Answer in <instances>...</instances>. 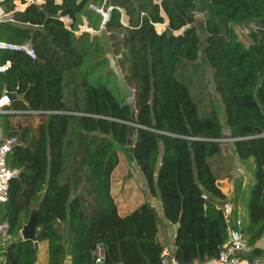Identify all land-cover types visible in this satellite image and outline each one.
Here are the masks:
<instances>
[{"label":"trees","instance_id":"trees-1","mask_svg":"<svg viewBox=\"0 0 264 264\" xmlns=\"http://www.w3.org/2000/svg\"><path fill=\"white\" fill-rule=\"evenodd\" d=\"M12 2L2 3L6 13ZM108 5L101 31V15L88 7L104 12ZM161 13L167 26L157 34ZM248 24L259 30L249 32L245 46L235 29ZM0 42L29 43L36 55L0 51V66L10 64L0 73V96L4 85L15 96L9 110L17 112L0 115V130L18 141L7 159L18 174L0 205L13 241L0 250V264H36L32 243L20 238L35 208L47 264H64L68 255L71 264H94L96 245L102 264H162L154 209L142 203L119 214L115 145L127 149L149 194H158L165 221L178 226L177 264H202L227 239L218 207L228 203L221 141L229 140L239 162L253 165L238 230L254 247L264 233V0H45L0 23ZM105 44L133 93L130 103L108 87ZM238 199L235 191L232 204ZM258 254L253 249L250 257Z\"/></svg>","mask_w":264,"mask_h":264},{"label":"built area","instance_id":"built-area-1","mask_svg":"<svg viewBox=\"0 0 264 264\" xmlns=\"http://www.w3.org/2000/svg\"><path fill=\"white\" fill-rule=\"evenodd\" d=\"M35 1L39 0H13V10L10 12H5L2 3L4 0H0V23L2 22H11L12 15L16 12H22L28 4L35 5ZM41 4L45 0H40ZM55 3H58L59 0H53ZM40 4V5H41ZM89 9L97 12L102 17V27L110 19L111 7L108 5L106 10L103 12L101 9L90 6ZM161 11V10H160ZM163 15V16H162ZM161 17H164V14L161 13ZM64 23V19H61ZM164 23V22H163ZM157 25L154 24V30L158 27H162L163 31L166 24ZM65 24V23H64ZM124 24V23H123ZM156 27V28H155ZM81 31H88L85 27L81 28ZM157 33V32H156ZM158 34V33H157ZM0 51L9 52V53H20L23 56L27 57L30 60H36V55L33 47L29 43L24 44H9L0 42ZM10 64L7 62L4 65L0 66V73H4ZM11 103L10 95L7 93L6 87L2 86V93L0 96V115L7 114H16L17 112L9 110ZM29 115H37L41 112L39 111H27ZM43 113V112H42ZM55 114V112H49ZM18 145L16 138L4 137L0 130V205L4 204L7 201V190L9 181L16 177L18 171L11 169L7 165L8 156H10L15 147ZM222 213V216L226 222V242L220 248L217 256L212 259H208L202 264H242V256L246 250V243L244 237L239 232V227L242 224L241 218L237 216L234 218L232 214V205L230 203H223L218 207ZM9 226L7 222L0 221V250H3L8 243H10V236L8 235ZM162 264H177L176 260L172 255L171 248H163L161 253ZM104 259V252L101 246L96 245L92 251V260L94 264H102ZM1 260V258H0ZM248 262L244 264H264V257H250Z\"/></svg>","mask_w":264,"mask_h":264},{"label":"crops","instance_id":"crops-1","mask_svg":"<svg viewBox=\"0 0 264 264\" xmlns=\"http://www.w3.org/2000/svg\"><path fill=\"white\" fill-rule=\"evenodd\" d=\"M199 16H201V15H199ZM162 18H163V22H164L163 24L167 25L166 17L165 18L162 17ZM157 25H161V24H157ZM65 26H66V24H65ZM66 28H68V26H66ZM236 29H235V31L239 33V34L236 33L237 35L243 34V31L241 29H239V28H236ZM155 30H157V28ZM157 33L159 34V32H157ZM105 46H106V44H105ZM105 46H104V55L107 59H109V62H110L111 54L106 52L107 48H105ZM108 68H109V63H108ZM209 86H210V76H209V81L207 78V91H208V94H209L214 106L216 108H219L220 107V100H219L218 96H216L213 92V90H214L213 85L211 88H209ZM222 133H223V135H227L228 130H225L223 128ZM221 142L223 143L222 154L228 157L229 163L227 166H229V168H230L229 177H227L226 179L221 181V184L223 186V191L226 193L227 198H228V203H230L231 205H232L231 200L233 199L234 192L237 191L239 194V199L237 201H234V200L233 201H234V203L236 202L239 205H241L242 201L244 202L245 199H247L246 193H245L247 187L252 185V183H253V178L251 176V168L253 167V165L250 166L251 162H249L248 165H242L239 162V160L235 154L233 146L231 144H229L230 143L229 140L224 139ZM218 162L224 163L225 161L219 159ZM223 165H226V162ZM136 178H137L136 180H138L137 184H138L139 194H133L134 192H132L131 196L135 197V200H136L135 202H137V203L135 205H133L134 206L133 208H130V205L123 200L124 198H122L123 201L119 200V210H118L119 214L129 213L132 210H134L135 208H137L142 203L149 204L154 209L156 217H157V234H156V237H157L158 242L163 246V248L169 247V248H171V251H173V242H174V236H175L174 226L167 223V221H165V219L163 218L161 204H160L158 194L156 193V196H154V197H152L149 194L145 180H142L140 178V172H139V174L137 172ZM126 184H128V183H125V186H124L125 189H127ZM245 207H246V205H245ZM128 208H130V209H128ZM263 235H264V233H263ZM261 237H260V239H261ZM257 241H256L254 247H250L246 244V250H245L243 256L241 257L242 258V264L248 262L247 260L250 258V255H251V252L253 249L259 251L258 257H264V244L259 246V242H257ZM38 247H39V245H38ZM39 254H40V248H39L38 255H37V263H38Z\"/></svg>","mask_w":264,"mask_h":264},{"label":"rangeland","instance_id":"rangeland-1","mask_svg":"<svg viewBox=\"0 0 264 264\" xmlns=\"http://www.w3.org/2000/svg\"><path fill=\"white\" fill-rule=\"evenodd\" d=\"M34 3H35V6H40L41 1L40 0L39 1H35ZM28 5H31V4H28ZM196 16H197L198 22H199V20H202L201 19L202 16H199V15H196ZM64 23L66 24V26H68L67 25L68 24V20L64 19ZM81 28H83V27H81ZM158 28L155 31L159 32V34H161L163 29L162 28L158 29ZM103 29H104V27H102V21H101L100 30L102 31ZM239 29H241L243 31V34H240V35H237V36H238L239 40L243 44H245L246 46L249 44V41L246 38L247 35L249 34V32L250 31H254V30H259V28L255 24H248L247 26L240 27ZM87 30L89 31V29H87ZM236 33L239 34L238 32H236ZM200 44L202 45V35L200 37ZM105 48H107V44H106ZM106 52H108L110 54L108 49H107ZM110 60L115 62V67L114 68L117 70V72H119V69H118V67L116 65V61H115L114 56L111 55ZM106 70L110 72V74H109L110 75L109 76V80L110 81H109L108 87H111L112 92L115 94V96L118 98V100H121V98L117 94V92H119V91L117 90V87H116V84H115V78H114V75L112 73V68H108L107 67ZM206 78H208V81H209V75H207ZM211 87H212V83L210 81L209 88H211ZM213 92H214V90H213ZM214 94L216 95L215 92H214ZM120 95H121V93H120ZM131 100L132 99H129V100L125 99V101L127 103H130ZM221 121H222V123L224 125V120L221 119ZM224 129L227 130L226 127H224ZM115 150H116L117 154H119L120 163L117 165V167L115 168V170H114V172L112 174V193H113V196H114L115 200L117 201L118 210H119V200H122V198H124L123 200L130 205V208H133L134 207L133 205H135L137 202H135L136 201L135 197L134 196L132 197L131 193L134 192L133 194H139V192H138V184H137L138 180H136L137 179L136 178V174H137V172L139 174V171L137 170V168H136L134 162L132 161V159H131V157L129 155V152L127 151L126 148L119 147L118 145H115ZM140 178L142 180H144L141 174H140ZM125 183H128V184H126L128 190L124 188ZM249 188H250V186H248L246 191H245L246 198H247V195H248ZM245 203H246V199H245L244 202L242 201L241 205L236 203V204H234L235 205L234 206L232 204L235 207L236 213L241 218L242 222H244L246 220V207H245L246 204ZM130 208H128V209H130ZM257 242H259V246L263 245L264 244V235ZM39 248H40V254H39V257H38V263L36 262V264H44V263L47 264V260H46V245L44 243L43 244H39Z\"/></svg>","mask_w":264,"mask_h":264},{"label":"water","instance_id":"water-1","mask_svg":"<svg viewBox=\"0 0 264 264\" xmlns=\"http://www.w3.org/2000/svg\"><path fill=\"white\" fill-rule=\"evenodd\" d=\"M115 62L110 60L109 62V68H112V73L115 78V84L117 87V90L121 93L124 99L129 100L133 98L132 91L125 85L123 78L119 72L114 68ZM15 96H10V99H14ZM131 133L128 134V142L127 147H131L132 143L130 141ZM36 228H37V209H33L29 215V218L26 222V224L23 225L21 231H20V238L25 241H30L32 243L33 249L36 252V255H38L39 247L36 242ZM178 229L177 225H174V232L176 233ZM13 240H11L12 242ZM64 264H71V257L70 255L66 256Z\"/></svg>","mask_w":264,"mask_h":264}]
</instances>
